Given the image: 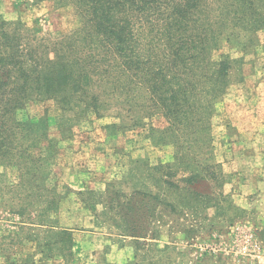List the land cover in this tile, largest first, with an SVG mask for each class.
<instances>
[{"label":"rangeland","instance_id":"rangeland-1","mask_svg":"<svg viewBox=\"0 0 264 264\" xmlns=\"http://www.w3.org/2000/svg\"><path fill=\"white\" fill-rule=\"evenodd\" d=\"M66 1L0 0V18L54 38L78 23ZM251 41L223 44L240 61L204 138L110 79L96 105L68 88L29 102L18 118L46 111V128L20 142L41 169L0 164V264H264V30Z\"/></svg>","mask_w":264,"mask_h":264},{"label":"trees","instance_id":"trees-1","mask_svg":"<svg viewBox=\"0 0 264 264\" xmlns=\"http://www.w3.org/2000/svg\"><path fill=\"white\" fill-rule=\"evenodd\" d=\"M68 1L77 26L54 38L0 18V164L22 177L36 176L41 158L20 138L29 127L44 134L46 111L37 121L18 113L67 88L96 105L92 89L108 79L125 100L145 99L141 106L160 112L167 127H204V138L240 61L221 52L223 44L246 50L264 30V0Z\"/></svg>","mask_w":264,"mask_h":264}]
</instances>
